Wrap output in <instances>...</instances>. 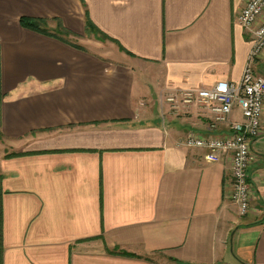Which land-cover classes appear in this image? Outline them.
<instances>
[{
	"label": "crops",
	"instance_id": "1",
	"mask_svg": "<svg viewBox=\"0 0 264 264\" xmlns=\"http://www.w3.org/2000/svg\"><path fill=\"white\" fill-rule=\"evenodd\" d=\"M247 1L0 0V264H264V128L241 215L230 153L178 144L228 124L166 102L241 83ZM86 10L107 43L76 41Z\"/></svg>",
	"mask_w": 264,
	"mask_h": 264
},
{
	"label": "built area",
	"instance_id": "2",
	"mask_svg": "<svg viewBox=\"0 0 264 264\" xmlns=\"http://www.w3.org/2000/svg\"><path fill=\"white\" fill-rule=\"evenodd\" d=\"M238 22L254 34L241 83L222 80L207 88H171L166 93V102L176 112L191 105L204 107L211 114L210 128L213 130L228 124L230 130L224 136L190 132L178 144L207 149L209 161H218L222 154L230 153V197L241 215H246L252 209L254 193L250 172L252 145L264 128V72L259 73L254 67L255 61L264 55V0H248L239 13ZM236 105L241 108L243 121L230 118Z\"/></svg>",
	"mask_w": 264,
	"mask_h": 264
},
{
	"label": "trees",
	"instance_id": "3",
	"mask_svg": "<svg viewBox=\"0 0 264 264\" xmlns=\"http://www.w3.org/2000/svg\"><path fill=\"white\" fill-rule=\"evenodd\" d=\"M47 22L48 21L46 19H37V18H28V17H23L21 19V23H22V25L24 27L32 29V30H36L38 32H43V33H47V29H46V27L48 26ZM64 31H66V30L64 29ZM86 31L89 32V33L97 34V35H99V36H101L103 38H106V39L110 38L108 35H106L104 32H102L93 23V21L89 17V13H88L87 10H86ZM66 32H68V31H66ZM101 37H100V39H103ZM124 254L125 255H129L127 253H124Z\"/></svg>",
	"mask_w": 264,
	"mask_h": 264
},
{
	"label": "rangeland",
	"instance_id": "4",
	"mask_svg": "<svg viewBox=\"0 0 264 264\" xmlns=\"http://www.w3.org/2000/svg\"><path fill=\"white\" fill-rule=\"evenodd\" d=\"M101 36L97 35V34H94V33H89L86 31V34H80V35H77V39L76 41L78 42H82V43H88L89 42V39H98V40H103L105 43H107V39L106 38H103V39H100Z\"/></svg>",
	"mask_w": 264,
	"mask_h": 264
}]
</instances>
